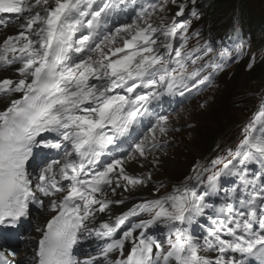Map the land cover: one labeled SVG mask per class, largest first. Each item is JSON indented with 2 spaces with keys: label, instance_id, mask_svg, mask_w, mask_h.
Here are the masks:
<instances>
[{
  "label": "snow or ice",
  "instance_id": "snow-or-ice-1",
  "mask_svg": "<svg viewBox=\"0 0 264 264\" xmlns=\"http://www.w3.org/2000/svg\"><path fill=\"white\" fill-rule=\"evenodd\" d=\"M95 3L96 0H0V26L23 21L22 31L0 45V70L20 65L15 69L17 79H0V96L21 94L0 111V225L16 227L22 217H27L29 202L44 207L45 201L31 188L32 180L25 166L34 147L60 150L67 142L71 150L65 151V158L53 159L37 177L36 190L50 198L48 208L55 215L42 233L34 264H79L73 248L86 238L85 232L88 237L94 234L98 239L112 238L129 217L142 212L149 213L151 218L141 220L132 229L123 231L121 238L106 243L101 253L104 264H252L249 259L252 257L258 264H264V185L256 191L257 183L264 178V136L254 135L257 124L264 126V110L258 112L246 129L240 150L229 153L234 158L242 157L238 161L239 169L229 161L219 170H209L211 174L206 181L198 178L197 184L204 188L202 192L196 187L185 188L183 193L177 190L129 210L114 223L89 227L95 213H104L113 203L107 199V188L111 187L115 194V188L121 187L120 181L126 182L127 191L128 186L143 185L151 179L150 174L130 176L123 158H114L99 167L103 150L114 143L116 136L128 132L142 115L141 110H148L146 106L152 99L164 92L179 91L184 95L189 82L192 88L210 82L222 68L212 62H201L197 67L201 57L195 54L201 51L199 48L182 51L190 23L177 18L185 15L188 3L196 16V0H160L147 4L140 8L132 23L103 35L98 27L105 9L112 5L105 3L104 8L94 10ZM169 6L176 9L171 18L167 15ZM85 28L87 33L77 37ZM177 38L179 47L174 45ZM74 54H79V58ZM235 54L237 58L242 55L241 46ZM226 55L231 57L232 52L227 51ZM189 65L193 66L191 71ZM91 80L101 83L93 84ZM117 88L126 94L116 92ZM138 88L149 91L140 94L136 92ZM167 121L166 116H160L149 129L150 135L132 145L128 159H136L137 154L147 159L157 146V130L160 136L167 134ZM43 133L54 137L47 138ZM249 163L259 164L262 170L253 179L248 178ZM233 173L239 175L243 185L240 193L253 186L248 199L240 198L246 211H235L231 203L227 204L222 218L211 220L213 227L207 229L200 243L185 225H191L196 216L214 207L205 201L206 195L218 190L222 175ZM231 191L230 199H236L237 189ZM158 222L169 230L166 250L159 240L143 230L134 235L136 229H147ZM253 223H258V229H254ZM126 241H131L132 247L125 257ZM117 250L123 258L110 259L109 254ZM212 252L217 255L202 254ZM229 252L239 253L240 257L228 256ZM96 259L92 257L84 264H93ZM0 264L14 262L0 251Z\"/></svg>",
  "mask_w": 264,
  "mask_h": 264
},
{
  "label": "trees",
  "instance_id": "trees-1",
  "mask_svg": "<svg viewBox=\"0 0 264 264\" xmlns=\"http://www.w3.org/2000/svg\"><path fill=\"white\" fill-rule=\"evenodd\" d=\"M226 0H218L217 3L213 4L215 8H221L223 5L226 4ZM234 73L231 76V78L225 82V86L222 90L219 91V95L217 97H214V101L218 104V111L220 112V116L222 117L224 111L226 110V103L229 102L230 94L234 90V88L237 86V81L239 80V76L241 75L243 78H251L255 76L261 68H256L253 72L249 73L248 75L243 74L241 67H234Z\"/></svg>",
  "mask_w": 264,
  "mask_h": 264
},
{
  "label": "rangeland",
  "instance_id": "rangeland-1",
  "mask_svg": "<svg viewBox=\"0 0 264 264\" xmlns=\"http://www.w3.org/2000/svg\"><path fill=\"white\" fill-rule=\"evenodd\" d=\"M240 81H242V80H240ZM212 102H213V100L210 101V103H209V105H210V106H208V107H210L209 110H206L208 107L206 109L201 107V108L196 109L198 111L195 112V118L198 120L199 126H206L207 127V132L210 135L213 134L216 130H219V129L222 128V125H221V123L219 121H217L216 123L206 122V121L210 120V118H216L217 114H219L218 105H216V104H214V102L213 103ZM204 109H205V111H204ZM210 110H212L214 112H211L209 114L208 111H210ZM190 116L191 115H189V117ZM183 117L185 119V118H187V115H185V116L183 115ZM191 132H192L191 134L194 135V137H195L196 136V132L194 131V129H192ZM191 134L188 135V136L190 137ZM184 142L186 143V145H188L192 141L191 140H189V141L184 140ZM174 154H181L180 153V149H176ZM168 160L170 161V163L175 164V161H173V160L171 161V156L168 157Z\"/></svg>",
  "mask_w": 264,
  "mask_h": 264
},
{
  "label": "bare ground",
  "instance_id": "bare-ground-1",
  "mask_svg": "<svg viewBox=\"0 0 264 264\" xmlns=\"http://www.w3.org/2000/svg\"><path fill=\"white\" fill-rule=\"evenodd\" d=\"M105 17H107L106 15H105ZM106 19V18H105ZM16 68H18V67H13L10 71H9V73H8V75L5 77V78H10V79H15V78H18V74L16 73V71H15V69ZM0 79H4V77L3 76H0ZM18 96H19V94L17 93V94H15L13 97H11L12 99L13 98H18ZM7 106V103H5V101L3 100L1 103H0V108H4V107H6ZM129 166H130V168L132 169V170H137V168L131 163V164H129ZM19 258V257H18Z\"/></svg>",
  "mask_w": 264,
  "mask_h": 264
}]
</instances>
